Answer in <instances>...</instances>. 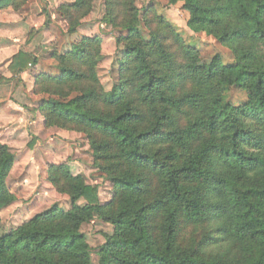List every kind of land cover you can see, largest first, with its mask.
I'll return each mask as SVG.
<instances>
[{
    "label": "trees",
    "instance_id": "16d2710c",
    "mask_svg": "<svg viewBox=\"0 0 264 264\" xmlns=\"http://www.w3.org/2000/svg\"><path fill=\"white\" fill-rule=\"evenodd\" d=\"M27 1L1 0L0 9ZM94 2L59 6L70 36ZM103 3L102 21L119 30L122 49L114 95L99 75V35L55 52L58 73L37 74L33 90L44 96L46 128L85 136L113 196L102 204L97 185L51 163L48 182L71 208L54 204L3 235L1 212L17 198L7 184L15 155L0 146V264H92L82 227L95 219L114 228L99 264H264V0H169L182 4L194 33L229 49L231 63L205 62L155 5ZM37 65L19 51L11 80Z\"/></svg>",
    "mask_w": 264,
    "mask_h": 264
},
{
    "label": "rangeland",
    "instance_id": "374dc122",
    "mask_svg": "<svg viewBox=\"0 0 264 264\" xmlns=\"http://www.w3.org/2000/svg\"><path fill=\"white\" fill-rule=\"evenodd\" d=\"M65 1L28 0L19 10L0 9V146L7 145L15 155L7 184L17 198L1 212L3 235L54 204L64 210L71 208L69 197L57 192L48 182L47 169L51 163H66L75 175H83L89 184L97 185L102 204L108 203L113 196V184L93 165L85 136L75 131L46 128L39 111L44 96L33 90L37 74L58 73L53 58L55 52L62 53L83 36L99 35L103 39L104 55L99 75L107 95H114L111 91L118 83V60L122 55V49L116 45L119 30L102 21L105 15L103 0H95L92 12L82 20L78 33L70 36L68 24L58 12ZM150 5L157 7L159 16L177 28L187 43L199 47L205 62L215 55H220L225 63L232 62L229 49L188 27L189 14L182 9L181 3L170 6L169 0H137L141 10ZM32 30L36 33L27 41ZM21 50L35 55L38 65L11 80L8 66ZM232 98L240 102L244 95L234 92ZM82 232L91 247L92 264H99L98 251L106 236L113 235V226L95 219L83 225Z\"/></svg>",
    "mask_w": 264,
    "mask_h": 264
}]
</instances>
